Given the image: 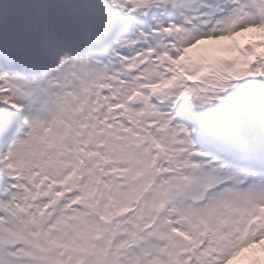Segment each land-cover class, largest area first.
Wrapping results in <instances>:
<instances>
[{"label":"snow or ice","instance_id":"obj_1","mask_svg":"<svg viewBox=\"0 0 264 264\" xmlns=\"http://www.w3.org/2000/svg\"><path fill=\"white\" fill-rule=\"evenodd\" d=\"M0 264H264V0H0Z\"/></svg>","mask_w":264,"mask_h":264}]
</instances>
